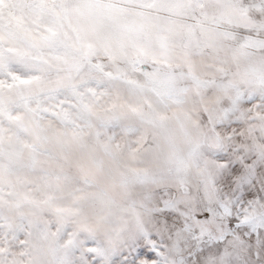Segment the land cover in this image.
Returning <instances> with one entry per match:
<instances>
[{
	"label": "snow or ice",
	"instance_id": "6c2138e0",
	"mask_svg": "<svg viewBox=\"0 0 264 264\" xmlns=\"http://www.w3.org/2000/svg\"><path fill=\"white\" fill-rule=\"evenodd\" d=\"M0 264H264V0H0Z\"/></svg>",
	"mask_w": 264,
	"mask_h": 264
}]
</instances>
